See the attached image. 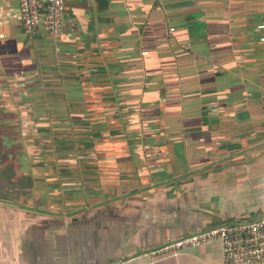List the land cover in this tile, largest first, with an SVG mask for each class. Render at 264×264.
<instances>
[{"label": "crops", "instance_id": "0c3cea01", "mask_svg": "<svg viewBox=\"0 0 264 264\" xmlns=\"http://www.w3.org/2000/svg\"><path fill=\"white\" fill-rule=\"evenodd\" d=\"M0 0V263L224 264L264 215V0Z\"/></svg>", "mask_w": 264, "mask_h": 264}, {"label": "built area", "instance_id": "2783aa9c", "mask_svg": "<svg viewBox=\"0 0 264 264\" xmlns=\"http://www.w3.org/2000/svg\"><path fill=\"white\" fill-rule=\"evenodd\" d=\"M19 3L27 34L35 35L42 27L52 36H59L63 27L65 0H19ZM258 28L264 30V22ZM260 40L264 41V35ZM216 238L223 242L224 264H264V215L210 227L148 253L177 254L187 246Z\"/></svg>", "mask_w": 264, "mask_h": 264}]
</instances>
